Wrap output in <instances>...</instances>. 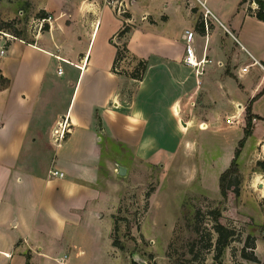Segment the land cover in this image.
<instances>
[{"label": "crops", "instance_id": "obj_1", "mask_svg": "<svg viewBox=\"0 0 264 264\" xmlns=\"http://www.w3.org/2000/svg\"><path fill=\"white\" fill-rule=\"evenodd\" d=\"M198 1L226 28L219 36L213 23L207 41L202 27L193 35L196 58L211 60L201 77L183 63L184 31L193 26L184 0H45L39 9L53 12L51 27L29 41L0 37V75L8 81L0 88V264H25V255L31 264L55 250L67 227L101 219L110 223L108 254L120 203L115 169L121 176L118 167L126 172L131 162L166 165L194 137L188 113L211 119L206 134L231 131L223 117H236V144L247 106L251 129L240 152L264 157V73L257 64L264 66V21L240 1L231 10ZM120 4L125 15L116 13ZM67 10L73 31L58 22ZM123 25L129 53L145 60L140 79L126 74L134 62L113 69V37ZM63 117L69 133L55 145L50 133Z\"/></svg>", "mask_w": 264, "mask_h": 264}, {"label": "rangeland", "instance_id": "obj_2", "mask_svg": "<svg viewBox=\"0 0 264 264\" xmlns=\"http://www.w3.org/2000/svg\"><path fill=\"white\" fill-rule=\"evenodd\" d=\"M43 1L45 0H0V36L10 35L12 38L29 41L33 37L30 21L39 16V5ZM209 1L214 4L225 3V8L229 6L231 10L240 0ZM183 3L193 18L192 30H185V36L190 31L192 37H196L201 27L204 33L211 34L213 23L220 29L219 36L223 35L224 28L213 15H204V5L198 0H184ZM240 7L246 13L258 9L255 0H246ZM54 8H63V4H55ZM119 8L116 13L124 9L122 6ZM68 12L67 10L63 17L59 16L58 22L70 26L73 31L75 27L70 24L72 18ZM45 13L52 14L54 21L53 12ZM105 29L104 21L100 32ZM128 29V26L123 25L121 32ZM207 37L208 34L205 41L208 40ZM113 41L121 52L117 65L126 66L134 62V68L139 69L145 65V60H137L129 53L123 38L117 35L113 37ZM246 110L247 106L244 108L245 115ZM186 118L194 120L190 121L188 129H192L190 133L194 137H190V141L185 142L184 150L175 158L172 157L166 165L131 162L121 176L116 174L115 169L114 189L117 179L120 203L113 216L110 238L111 244L114 241L118 247L112 246L106 253L110 225L108 219L85 221L79 226L67 227L61 240L56 241L55 246L53 244L55 250L44 258L33 257L31 264H59L58 259L64 254L68 258L63 264H132L136 259L143 260L146 264H177L192 257L189 244L193 240H197V260L201 264H210L213 262V250L211 248L207 252L202 246L208 230L212 233V242L215 240L216 234L211 230L212 222L207 214L208 210L215 207L220 209V222L235 229L234 238L223 249L217 264H264V157L257 158V150L246 154L240 152L237 158L239 194L235 196L233 186L223 199L219 192V176L229 167L238 147L239 141L233 143L235 136L232 133L239 122L228 124L223 117L222 125H230L231 131L219 128L206 134L203 131L213 125L210 118H193L190 113L186 114ZM230 155L231 158L228 159ZM196 211L200 213L198 218L195 217ZM197 227L199 232L195 230ZM247 237L253 239L252 245H245ZM242 250L252 253L256 260L243 258ZM33 251L36 252V249Z\"/></svg>", "mask_w": 264, "mask_h": 264}, {"label": "trees", "instance_id": "obj_3", "mask_svg": "<svg viewBox=\"0 0 264 264\" xmlns=\"http://www.w3.org/2000/svg\"><path fill=\"white\" fill-rule=\"evenodd\" d=\"M245 1L246 0H240L239 5L244 3ZM255 1L257 2L258 9H256L253 12H250L249 14L255 16L257 19H259L261 21H264V0H255ZM44 14H45V12L43 10H41L39 16H42ZM46 28L47 27H45L44 30ZM121 31L118 32L119 36H121V34H122ZM115 46H116V55H115V59H114V63H113V69L116 70L118 68L117 63L121 59L120 58L121 52L118 50L117 43H115ZM144 69H145V65H143L140 69L134 68L133 70L126 72V74L132 78L140 79L142 76V73L144 72ZM7 82L8 81L0 75V88L5 86V84ZM250 129H251V116L246 114L245 126L243 128L244 136L238 142V147L235 149V151L233 153V157L231 159L229 167L226 168L219 176V192H220V195L222 196L223 199H225L227 197V193L231 190V188L233 186H235V188L232 189L235 196L239 194V189H238L239 178H238V171H237V167H238L237 158L240 154L241 147L243 146V142H244L245 137L248 136L250 133ZM195 214H196L195 217L198 218L200 213H199V211H196ZM207 214L210 216V219L212 222L211 230L216 234V237H215L214 242H212V233L208 230L207 231L208 232L207 238L205 240V244L202 247L207 252L209 250H211V248H212V250H213V257H212L213 262L210 264H217L221 254H222L223 249L234 238L235 229L232 227L226 226L220 222L221 212H220V209L218 207H215V208L208 210ZM195 230H196V232H199L198 227ZM252 240L253 239L251 237H247L245 239V245L246 246H248L250 244L252 245ZM196 244H197V240H193L189 244V253L192 254V257L189 259L181 260L177 264H201L200 260H197V257H196L197 256L196 255L197 253H195ZM112 245L115 247L117 246L114 241L112 242ZM25 256H26L25 264H28L29 263L28 262L29 256L28 255H25ZM241 256L247 260H252V261L256 260V257L252 253H245L244 250H242ZM132 264H139V263L136 262L135 260H133Z\"/></svg>", "mask_w": 264, "mask_h": 264}, {"label": "built area", "instance_id": "obj_4", "mask_svg": "<svg viewBox=\"0 0 264 264\" xmlns=\"http://www.w3.org/2000/svg\"><path fill=\"white\" fill-rule=\"evenodd\" d=\"M205 9V14L204 15H208L211 14L210 10L208 8H206L204 6ZM212 15V14H211ZM53 21V15L50 13H45L42 16H36L35 19L32 18L30 21V26L33 28V37L37 36V34H39L41 31L44 30L45 27H51ZM226 29V28H224ZM3 37V36H0ZM186 37H187V45L185 47V56L183 58V62L192 67L194 70V73L197 77H200L204 71L203 67L205 63H209L211 62L210 59H208L206 57V55L202 56L199 60L196 58L195 54H194V50L191 46V40H192V35L190 33V31L186 32ZM5 38V40L12 38L10 35L3 37ZM5 50V44H3L2 48L0 49V54H3ZM254 62H256L254 60ZM257 63V62H256ZM258 66L260 67V69L263 71L264 73V66L257 63ZM248 68V65L241 67V71H246V69ZM62 66L59 65L57 67V74H62ZM264 75V74H263ZM178 109V108H177ZM226 122L228 124H233L237 121V118L232 116V117H228L226 118ZM69 122L67 120L66 117H63L61 120L57 121L56 124L54 125L52 131H51V138L53 140V143L55 145H59L66 137V135L69 133ZM49 174L52 176H58V177H62L63 173L59 172L57 170H49Z\"/></svg>", "mask_w": 264, "mask_h": 264}, {"label": "water", "instance_id": "obj_5", "mask_svg": "<svg viewBox=\"0 0 264 264\" xmlns=\"http://www.w3.org/2000/svg\"><path fill=\"white\" fill-rule=\"evenodd\" d=\"M118 173L120 174V175H123L124 173H125V168L124 167H118ZM136 262H138L139 264H146L145 263V261H143V260H140V259H136L135 260Z\"/></svg>", "mask_w": 264, "mask_h": 264}]
</instances>
